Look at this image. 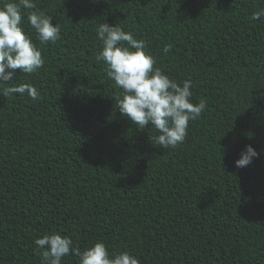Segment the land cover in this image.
<instances>
[{"label": "trees", "instance_id": "trees-1", "mask_svg": "<svg viewBox=\"0 0 264 264\" xmlns=\"http://www.w3.org/2000/svg\"><path fill=\"white\" fill-rule=\"evenodd\" d=\"M35 3L61 38L42 45L25 24L45 64L13 83L40 98L0 93V264H40L34 241L53 231L141 264H264V18H250L264 0ZM105 22L207 100L177 147L115 106L121 90L96 61ZM249 144L259 158L238 168Z\"/></svg>", "mask_w": 264, "mask_h": 264}, {"label": "clouds", "instance_id": "clouds-1", "mask_svg": "<svg viewBox=\"0 0 264 264\" xmlns=\"http://www.w3.org/2000/svg\"><path fill=\"white\" fill-rule=\"evenodd\" d=\"M250 18H264V9L254 11ZM25 24L34 29L42 45L56 43L61 29L59 24H53L52 16L37 7L35 0H0V93L5 97L27 95L36 101L40 92L33 84L13 83L20 74L37 73L45 64L42 49L33 42ZM96 33L101 42L96 61L104 63L106 78L121 90L115 106L122 116L138 129L149 125L154 128L159 133L156 143L165 149L183 143L190 121L199 119L207 108L205 98L193 102L191 78L181 82L170 78L156 66L157 60L145 40L135 38L119 24L100 23ZM171 48L166 44L163 52L167 54ZM259 155L252 145H246L236 166L246 167ZM34 245L40 264H63L68 256L77 257L78 264H141L130 251L110 252L103 241L81 250L69 236L57 231L37 237Z\"/></svg>", "mask_w": 264, "mask_h": 264}]
</instances>
